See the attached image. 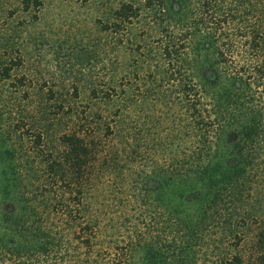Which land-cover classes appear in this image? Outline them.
Wrapping results in <instances>:
<instances>
[{"label":"trees","instance_id":"obj_1","mask_svg":"<svg viewBox=\"0 0 264 264\" xmlns=\"http://www.w3.org/2000/svg\"><path fill=\"white\" fill-rule=\"evenodd\" d=\"M143 1L158 29L141 67L148 64L159 103L167 101L163 122L170 123L156 144L161 159L140 175L133 192L137 203L160 211L165 225L163 244L137 243L144 264H194L199 251L204 263L264 264V0ZM115 17L107 30L118 33L140 19L141 9L123 3ZM154 56L159 62L151 66ZM10 70L4 69L6 78ZM120 100L118 109L134 105L126 86ZM71 117L79 122L59 136L42 173L29 180L45 209L65 213L76 239L92 250L103 219L90 202L97 182L113 176L122 161L116 144L122 115L111 120L88 111ZM27 126L16 124L17 131ZM34 137L43 155L45 132ZM13 159L0 133V162L15 176ZM19 186L18 178L11 179L9 188ZM168 193L197 209L185 213L174 200L165 203ZM21 199L30 211L31 201Z\"/></svg>","mask_w":264,"mask_h":264},{"label":"rangeland","instance_id":"obj_2","mask_svg":"<svg viewBox=\"0 0 264 264\" xmlns=\"http://www.w3.org/2000/svg\"><path fill=\"white\" fill-rule=\"evenodd\" d=\"M38 2L0 0V133L14 152L16 174L0 162V264H144L137 243L151 239L163 244L165 227L160 211L148 202L144 207L133 196L140 175L149 174L155 160L161 159L162 148L156 144L170 128L163 122V114L169 111L167 101L159 103L148 64L146 69L141 67L158 25L143 0ZM123 3L139 7L140 19L129 29L108 31ZM158 62L154 56L149 65ZM7 67L9 78L3 74ZM125 86L135 101L133 107L121 110ZM108 97L116 101H106ZM88 111L109 115L111 120L122 115V137L116 141L122 161L113 176L97 182L90 202L91 210L103 219L92 250L76 239L65 213L45 209L29 180L42 173L44 157L57 149L59 136L79 122L71 115L81 117ZM22 121L28 125V135L24 129L17 131L16 124ZM41 132L46 143L43 155L34 146V136ZM102 143L105 148L110 141L102 138ZM16 178L21 186L9 188ZM22 197L31 201L30 211ZM163 199L174 200L185 213L198 207L170 193ZM44 234L47 237L42 239ZM194 264L209 263H204L199 251Z\"/></svg>","mask_w":264,"mask_h":264}]
</instances>
